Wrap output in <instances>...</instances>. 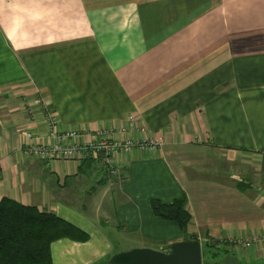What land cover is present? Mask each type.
<instances>
[{
    "label": "crops",
    "instance_id": "1",
    "mask_svg": "<svg viewBox=\"0 0 264 264\" xmlns=\"http://www.w3.org/2000/svg\"><path fill=\"white\" fill-rule=\"evenodd\" d=\"M39 97L60 130L120 131L132 116L146 133L121 139L162 142L153 154L117 156L115 174L105 169L108 216L62 193L102 163L22 151L26 131L50 132ZM263 157L264 0H0V202L53 212L89 235L54 243L53 264L183 241L150 201L184 195L190 234L201 246L225 242L219 264H264V242L230 247L264 237Z\"/></svg>",
    "mask_w": 264,
    "mask_h": 264
},
{
    "label": "trees",
    "instance_id": "2",
    "mask_svg": "<svg viewBox=\"0 0 264 264\" xmlns=\"http://www.w3.org/2000/svg\"><path fill=\"white\" fill-rule=\"evenodd\" d=\"M150 204L156 217L177 226L183 240L199 239L189 231L193 217L186 207L185 195L170 204L157 199ZM66 239L86 243L89 235L53 212L8 198L0 202V264H53L52 245Z\"/></svg>",
    "mask_w": 264,
    "mask_h": 264
},
{
    "label": "built area",
    "instance_id": "3",
    "mask_svg": "<svg viewBox=\"0 0 264 264\" xmlns=\"http://www.w3.org/2000/svg\"><path fill=\"white\" fill-rule=\"evenodd\" d=\"M34 104L47 119L50 132L47 137L31 131L24 134V145L22 151L26 156L39 159L41 161H97L109 168V172H118L114 161L122 153L138 150L143 153L153 154L162 145L161 141L151 138L145 139H121V134L139 131L146 133V128L142 126L134 117H129V127L120 131L100 129L95 134L79 132L76 130H60L54 112L49 109L46 101L39 97ZM29 109V108H28ZM42 140V141H41ZM264 242V237L250 241H230L236 247L249 248ZM225 242H220L223 247ZM231 247V246H230Z\"/></svg>",
    "mask_w": 264,
    "mask_h": 264
},
{
    "label": "rangeland",
    "instance_id": "4",
    "mask_svg": "<svg viewBox=\"0 0 264 264\" xmlns=\"http://www.w3.org/2000/svg\"><path fill=\"white\" fill-rule=\"evenodd\" d=\"M151 139H154V138H151ZM154 140L160 141L157 139H154ZM211 165L213 166V164H211ZM105 169L109 170V168H107L104 164H102L101 167L97 166L96 171L94 170L93 172L88 173L85 177H81L82 178L81 180L73 181L71 183L72 188L70 190L65 189L62 192L64 194V195L62 194L63 198L69 197V195H70L71 198H69L68 203L72 204L73 206H79V204L85 205L87 207L92 205V204L96 205V206L99 205L97 207L98 212L101 213L102 215L108 216L106 209L112 210V205H110V203H108V205H107V203L103 204V201H105L106 198L111 195L110 190L108 188H106L104 190L105 192L103 193V184H104L103 179H106V174H108ZM251 174H253V173H249V178L245 181L255 182V180L252 178ZM96 191H98V193H101V191H102V193L101 194H98V193L95 194ZM57 192H58V190H57ZM96 197H97V199H95ZM88 209H90V208L88 207ZM92 210H93V207H92ZM105 219L107 222H108V220H110L108 218H105ZM110 239H111V242H112L115 249H117L121 246L120 240L118 238L116 239L115 237H113V238L110 237ZM183 241H186V240H183ZM198 241H200V240L198 239ZM207 242L213 246H207L208 247L207 248L204 243L202 244V246H203L202 251H204V253H203V264H219V262H217V260H216V257L219 254L223 253L222 250L226 249V246L220 247L219 246L220 242H218V243L212 242L211 243L209 238H208ZM122 247H124V245ZM228 248H230V247L228 246ZM231 248L232 249H238L240 247H236V246L231 245ZM209 250H210V252H209ZM214 251H215V253H213ZM214 257H215V259H214ZM106 262H108V261H106Z\"/></svg>",
    "mask_w": 264,
    "mask_h": 264
},
{
    "label": "water",
    "instance_id": "5",
    "mask_svg": "<svg viewBox=\"0 0 264 264\" xmlns=\"http://www.w3.org/2000/svg\"><path fill=\"white\" fill-rule=\"evenodd\" d=\"M108 264H203L200 241H179L167 245L162 251L131 249L113 255Z\"/></svg>",
    "mask_w": 264,
    "mask_h": 264
}]
</instances>
